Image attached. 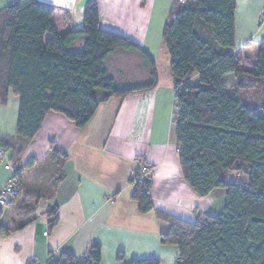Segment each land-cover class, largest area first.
<instances>
[{
  "label": "trees",
  "instance_id": "trees-1",
  "mask_svg": "<svg viewBox=\"0 0 264 264\" xmlns=\"http://www.w3.org/2000/svg\"><path fill=\"white\" fill-rule=\"evenodd\" d=\"M235 8L234 0H172L162 29L182 178L198 197L224 190L219 215L184 221L153 208L151 174L136 180L140 168L151 172L152 167L135 158L130 200L139 214L152 213L168 226L159 243L176 249L174 264H264V42L251 68H244L251 63L234 52ZM53 13L54 8L37 0H16L0 10V104L5 105L9 91L18 101L15 137L1 138L0 150L8 152L19 190L24 169L36 164L33 159L21 164L22 153L48 113L82 128L100 104L149 90L157 81L154 61L145 50L100 29L95 0L85 7L78 30L57 33ZM119 50L139 57L147 73L143 83L119 84L111 76L106 62ZM47 157L58 171L56 185L66 156L50 143ZM231 173L235 179L227 181ZM19 207L25 217L14 230L30 223L36 208ZM56 213V205L47 207L49 229L57 224ZM8 232L0 226V233ZM45 264H101L100 248L92 245L81 258L48 253ZM128 264L159 260L132 259Z\"/></svg>",
  "mask_w": 264,
  "mask_h": 264
},
{
  "label": "crops",
  "instance_id": "crops-1",
  "mask_svg": "<svg viewBox=\"0 0 264 264\" xmlns=\"http://www.w3.org/2000/svg\"><path fill=\"white\" fill-rule=\"evenodd\" d=\"M14 1L0 0V10ZM37 1L54 8L52 23L61 34L81 29L83 11L91 0ZM95 1L101 30L132 41L150 55L148 32L157 0ZM234 1V52L249 60L244 53L247 47L264 42V0ZM169 2L171 5L172 0ZM159 82L157 73L153 88L100 104L82 128L57 113L44 117L20 163L33 159L34 165L45 162L53 166L54 161L47 157L53 143L66 156L62 179L22 229L14 230L25 216L10 218L11 204L3 210L0 226L10 232L0 233V264H45L48 253L81 258L92 245L100 248L101 264H128L132 259L146 258L174 264L176 249L159 243L168 226L152 213L139 214L130 200L133 186L129 179L135 158L152 167L154 209L188 222L221 213L224 190L198 197L182 178L173 142L172 113L162 118L159 114ZM17 108V98L9 91L5 105L0 104V139L15 137ZM6 164H11L8 152L0 161V189L12 178V171L4 169ZM31 168L21 174L23 188L25 173ZM51 205L57 206V224L49 229L50 218L45 212ZM117 254H122L121 260L116 259Z\"/></svg>",
  "mask_w": 264,
  "mask_h": 264
},
{
  "label": "rangeland",
  "instance_id": "rangeland-1",
  "mask_svg": "<svg viewBox=\"0 0 264 264\" xmlns=\"http://www.w3.org/2000/svg\"><path fill=\"white\" fill-rule=\"evenodd\" d=\"M169 1L170 0H157L152 11L151 25L148 32V41L151 43L150 56L155 63L157 71L156 74L158 73V80H160L157 103L161 118L163 114L164 116L169 117L170 113H172V78L168 68V54L166 49L163 47L161 38L164 23L167 21L170 14L171 5ZM257 49L258 46L254 44L247 47V50L244 53L248 56L251 64H244V68H251L256 59ZM106 67L114 80L119 84H140L146 80V70L144 69L141 60L135 53L119 50L108 58ZM191 82L194 85L196 83V77H194ZM11 165L13 166L12 163L10 166ZM48 165L45 164V162L32 165V168L25 173L26 187L23 188V186H21V190H19L17 196L13 198L12 202L11 199L5 208L1 209L2 212L11 204L9 217L18 218L19 215H22V210L19 207L21 204L36 207L44 206L45 201L50 198L54 191V180H56L57 177V168L53 167L56 165ZM51 169L52 173L50 174ZM131 175L132 172L130 177ZM226 179L227 181H233L235 179V175L231 173L227 175Z\"/></svg>",
  "mask_w": 264,
  "mask_h": 264
},
{
  "label": "built area",
  "instance_id": "built-area-1",
  "mask_svg": "<svg viewBox=\"0 0 264 264\" xmlns=\"http://www.w3.org/2000/svg\"><path fill=\"white\" fill-rule=\"evenodd\" d=\"M4 159V152L0 150V161ZM5 170L11 171L12 168L9 164L4 165ZM150 174L146 168H140L139 175L136 180H140L143 176ZM19 192V188L15 182V180H8L3 187L0 189V209L5 208L7 204L13 199ZM46 235V233H45Z\"/></svg>",
  "mask_w": 264,
  "mask_h": 264
}]
</instances>
